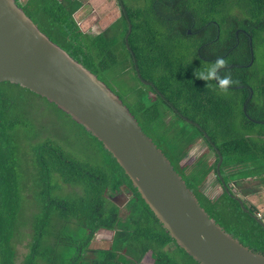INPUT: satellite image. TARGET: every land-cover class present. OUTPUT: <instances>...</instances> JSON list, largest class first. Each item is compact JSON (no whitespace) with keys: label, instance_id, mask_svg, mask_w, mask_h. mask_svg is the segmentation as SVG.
Masks as SVG:
<instances>
[{"label":"trees","instance_id":"16d2710c","mask_svg":"<svg viewBox=\"0 0 264 264\" xmlns=\"http://www.w3.org/2000/svg\"><path fill=\"white\" fill-rule=\"evenodd\" d=\"M119 2L123 16L113 25L116 34L111 38L109 31L91 37L80 30L73 18L80 7L75 0H29L18 5L42 33L100 80L125 53L140 98L137 108L123 103L142 131L162 150L205 212L244 246L264 254V228L232 197L240 196L237 190L242 188L233 182L251 177L250 173L237 180L222 175L225 166L247 158L260 162L263 182L264 70L257 68L255 50L264 44V0ZM219 59L226 62L219 75L231 76L228 95L216 79L199 78ZM32 97L41 98L18 85L0 84V264H15L17 247L25 237L29 240L22 264H131L128 258L138 264L147 254L152 264H199L176 245L111 154L83 127L71 120L97 145L102 167L87 159L77 161L50 137L43 138L44 128L27 115ZM168 113L180 130L170 129L163 120ZM254 133L255 138L245 136ZM197 138L214 152L213 165L200 159L190 169L181 166ZM218 153L228 191L215 175L222 192L211 200L200 184L215 171ZM63 186L74 191L83 186L86 194H65ZM124 190L131 195L122 216L112 195ZM242 191L244 196L251 193ZM244 203L251 214L257 211ZM69 224L75 227L68 228ZM100 229L114 231V238L109 249L93 250L90 240ZM87 252L90 257L84 258Z\"/></svg>","mask_w":264,"mask_h":264},{"label":"water","instance_id":"95a60500","mask_svg":"<svg viewBox=\"0 0 264 264\" xmlns=\"http://www.w3.org/2000/svg\"><path fill=\"white\" fill-rule=\"evenodd\" d=\"M4 82L54 104L100 142L162 228L196 262L264 264V254L244 246L205 212L119 95L42 33L17 0H0V84ZM222 161L219 155L216 175L228 191L220 174ZM232 197L264 228L243 197Z\"/></svg>","mask_w":264,"mask_h":264},{"label":"rangeland","instance_id":"374dc122","mask_svg":"<svg viewBox=\"0 0 264 264\" xmlns=\"http://www.w3.org/2000/svg\"><path fill=\"white\" fill-rule=\"evenodd\" d=\"M21 4H25V0H18ZM61 1V0H60ZM80 4L79 9L73 14V18H75L77 25L80 30L84 34H88V36L95 37L100 34H105L108 32V37L111 38L114 34H116V29H113V25L122 19L123 8L119 0H97L96 4L92 3L91 0H77ZM95 6H92V4ZM131 4V3H129ZM81 7H84L81 11ZM238 11V9H237ZM113 27V28H112ZM256 60H257V68L259 70H264V44H259V47L256 48ZM131 65L126 61L125 53H121L116 58L115 65L109 69L107 72H102L101 79L105 81L110 88L116 92L117 95L123 100L125 104H127L131 108H137L136 103L139 101V92L137 87H139V83L134 79V76ZM101 80V81H102ZM171 83V82H169ZM153 95V93H151ZM224 95L230 94L226 91L223 93ZM148 96L149 93L147 94ZM33 100L31 103L27 102L29 105L27 106V115L34 119L39 127L44 128L43 138H49L53 140L56 145L62 147L66 153H69L70 156L77 161L87 159V161L92 166L102 167L101 162V154L100 151L88 137H86L81 130L69 119L68 117L63 116L59 112L54 109L53 106L48 104L41 98L32 97ZM147 103V100L143 102ZM172 117L170 114H167L164 117V121L168 124V127L176 128V131L180 130L181 126L176 121L170 122ZM34 124V123H33ZM34 131L36 130V125L34 124ZM258 130L257 128H254ZM155 133V136L158 138V134ZM247 133L243 131V134ZM160 135V134H159ZM246 137L255 138L254 134H246ZM159 137L158 139H160ZM204 160L207 165H213L215 160V154L212 150L209 149L208 145L203 139L197 138L194 139L188 148L187 154L180 161L181 166H192L197 160ZM219 160V158H218ZM223 162V161H222ZM218 163V162H217ZM221 167V165H220ZM217 168V165H216ZM215 168V171H216ZM258 169H261V165L259 161L250 160L245 158L244 162L233 163L229 166L224 167V173L222 174L224 178L227 176H233L235 180L242 178L247 172L250 173L249 178L244 179L246 182V187L253 188L255 190V197L253 196L251 201L256 205H263V197H264V177L263 182L258 177H260V173ZM215 171H212L205 177V179L200 184V190L211 200L216 198L221 192L222 188H220L219 184L215 178ZM186 172V171H185ZM255 175V176H253ZM58 177V176H56ZM255 177V178H254ZM54 179V177H53ZM52 179V181H53ZM227 179V178H226ZM76 191L72 190L71 186H63L62 192L67 193H78V194H86L85 188L83 186H78L74 188ZM260 191V196L257 195ZM252 189H250L251 191ZM123 192L125 194H123ZM122 194L112 195V200L118 204L122 210V216H124L126 211V206L128 204V199L130 195L125 192ZM261 210V209H260ZM260 215L262 216V220L264 222V210L260 211ZM75 224H69L68 228H74ZM67 228V230H68ZM114 231H103L102 229L98 230L93 236V239L90 240L91 245L89 246L93 250H104L109 249L110 243L114 238ZM81 236V234H80ZM86 237V233L82 234L80 241L84 240ZM45 237L41 240L44 241ZM29 240V237H25L23 242H21L20 246L17 247L18 257L15 261V264H22V258L24 254H26L27 250L24 247L26 241ZM46 241V240H45ZM47 243V242H46ZM125 246L123 247V249ZM89 249V248H88ZM90 250V249H89ZM90 257V253H85L84 258ZM131 264H134L133 258H128ZM138 264H152V258L149 254L145 255Z\"/></svg>","mask_w":264,"mask_h":264},{"label":"clouds","instance_id":"9594fccd","mask_svg":"<svg viewBox=\"0 0 264 264\" xmlns=\"http://www.w3.org/2000/svg\"><path fill=\"white\" fill-rule=\"evenodd\" d=\"M225 63L226 62L223 59L217 60V62L214 65H212L210 68H208L205 72L199 73V78L205 81L209 79H216L218 81L220 88L223 91H227L228 86L232 83L231 76L230 74L224 75L223 77L219 75V69L223 67Z\"/></svg>","mask_w":264,"mask_h":264},{"label":"crops","instance_id":"0c3cea01","mask_svg":"<svg viewBox=\"0 0 264 264\" xmlns=\"http://www.w3.org/2000/svg\"><path fill=\"white\" fill-rule=\"evenodd\" d=\"M26 2H25V4L29 1V0H25ZM75 1H77V0H75ZM92 1V3H94V4H96L95 3V1H97V0H91ZM19 2V1H18ZM20 3V2H19ZM91 3V2H90ZM91 3V4H92ZM92 6H94L93 4H92ZM95 7V6H94ZM84 7H81V9H80V11L83 9ZM74 20H75V18H74ZM76 21V20H75ZM253 176H255V175H253ZM255 178V177H254ZM257 179H259V177L257 178ZM245 180L243 179V180H240V181H234L233 182V184H235V185H237V183L238 182H240L239 184H240V187H242V188H238V190H237V188H236V190H237V192L239 193V194H241L240 196H243V199H244V201L248 204V205H250V206H253L257 211V215L258 216H260V217H262L261 215H260V211L263 209L264 210V201H263V205H260V206H256L252 201H251V199H253L252 197L254 196L255 197V194H253V193H255V190L253 189V188H250V187H246V182H244ZM225 183V182H224ZM238 184V185H239ZM226 185V184H225ZM232 185V184H231ZM237 185V186H238ZM220 186V185H219ZM227 186V185H226ZM229 187H230V185H229ZM221 188V187H220ZM242 189L244 190V189H252V191H250L251 193H248L247 195H243L242 193H241V191H242ZM256 190H258V189H256ZM233 191H235L234 189H233ZM243 192V191H242ZM258 194L257 195H259L260 196V191L258 190ZM253 195V196H252ZM262 200H264V197H263V199ZM261 209V210H260ZM103 231H107V230H103Z\"/></svg>","mask_w":264,"mask_h":264},{"label":"flooded vegetation","instance_id":"af4514ba","mask_svg":"<svg viewBox=\"0 0 264 264\" xmlns=\"http://www.w3.org/2000/svg\"><path fill=\"white\" fill-rule=\"evenodd\" d=\"M147 82V81H146ZM149 84H147V85H151L152 83H150V82H148ZM169 114V113H168ZM166 116V115H165ZM171 117H172V119H173V116L171 115ZM163 120H164V118H163ZM222 159H223V157H222ZM214 175H216V174H214ZM216 178V177H215ZM224 181V180H223ZM237 185H238V183H237ZM236 185V186H237ZM123 194H125L124 192H123Z\"/></svg>","mask_w":264,"mask_h":264}]
</instances>
